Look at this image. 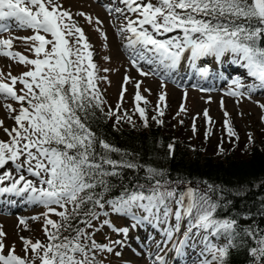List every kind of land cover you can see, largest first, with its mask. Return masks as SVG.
I'll return each instance as SVG.
<instances>
[{"label":"snow or ice","instance_id":"snow-or-ice-1","mask_svg":"<svg viewBox=\"0 0 264 264\" xmlns=\"http://www.w3.org/2000/svg\"><path fill=\"white\" fill-rule=\"evenodd\" d=\"M120 2L124 9H109V12L114 11L125 18L126 23L117 29V35L125 41L123 47L130 51V62L140 76H158L163 88L185 59L190 67L195 68L197 61L204 58L219 63L230 56V63L246 69L247 76L255 83L245 85L241 78H232L225 95L250 98L254 91L264 90V0ZM126 13L134 14L136 19ZM77 15L92 22V18L83 12ZM96 23L101 22L97 19ZM13 28L30 29L33 35L0 38V56L32 67L19 77L9 72L7 79L10 83L0 78V99L20 105L18 110L12 104L4 105L10 114H17L10 117L14 126L10 130L4 128L9 139L0 140V170H3L0 171V196L14 195L24 198L28 204L42 205L47 210L42 213L47 242L20 237L25 253L21 257L16 254L15 246L9 247L3 242L7 233L0 230V264H36V261L39 264H97L95 254L111 253L113 248L98 244L93 239L95 232L88 229H95L93 221L107 215L96 211L97 208L103 210L106 204L114 213L130 216L133 220L155 221L154 227L168 225L161 230L165 245L180 232L181 222L187 220L184 238L179 244L172 245L176 256L184 257L185 249L191 248L195 259H191L190 264H227L229 249L234 246L238 234L237 221L217 219L214 213L219 205L207 193L191 187L179 191L170 188L167 181L156 180L147 193L144 185H138L132 191L125 187L119 196L105 201V194L112 187L108 178L120 177L123 169L139 170L144 166L126 159L127 154L121 149L98 138L84 119L89 108H98L103 101L96 86L98 67L93 61L92 45L84 30L73 21L70 11L63 9L57 0H0V35ZM101 36L104 37V33L101 32ZM14 39L26 44L32 42L31 51L36 59L11 51ZM142 65H147L148 70L145 71ZM198 71L204 76L208 68ZM129 79L125 75L121 101L126 91L124 85ZM17 83L23 85L19 90L16 89ZM140 86L141 82L137 81L133 101L135 111L147 127L146 109L140 106V102L147 105L149 101L141 95ZM166 95L163 91L160 93L157 116L152 117L157 124L162 123L158 116L164 113L159 104L166 101ZM120 106L118 103L117 110ZM259 106L264 110V104ZM180 111H186L183 104ZM108 115H115V112L110 109ZM203 115L206 124L213 123L207 109ZM224 116L227 136H236L227 111ZM125 118L133 123L131 116ZM121 119L116 116V123ZM261 119L264 121V116ZM2 126L3 121H0ZM208 135L206 129V139ZM168 147L171 151L173 145ZM112 153L120 154L121 158L113 159ZM9 165L14 167L15 175L5 170ZM25 171L35 180L28 179L23 174ZM145 171L148 179L161 175L150 167ZM209 190H212L211 185ZM134 209L146 215L138 218ZM50 215L59 219L53 220ZM173 218L175 224H170ZM18 219L27 230L26 220ZM103 226L112 227L108 220L103 221ZM113 230L125 236L128 233L127 228ZM244 234L253 238L258 236L257 246L251 248L249 254L253 257V264H264V235L251 228L244 229ZM221 237L227 240L225 245L212 242L211 238ZM190 240L193 241L191 244ZM113 243L123 242L117 240ZM115 254L121 255L119 252ZM157 259L164 264L162 257Z\"/></svg>","mask_w":264,"mask_h":264},{"label":"rangeland","instance_id":"rangeland-1","mask_svg":"<svg viewBox=\"0 0 264 264\" xmlns=\"http://www.w3.org/2000/svg\"><path fill=\"white\" fill-rule=\"evenodd\" d=\"M62 5L63 9L70 11L73 16V21L84 30L89 43L92 45L93 61L98 67L96 73L98 79L96 80V86L99 89L100 96L102 98L103 109L109 111L110 109L116 114L123 116L124 118L128 114L138 116L139 113L135 111V104L133 97L136 92V82L140 81V92L149 103L147 105L140 102V106L146 109L147 118H152L157 114L158 98L163 91L166 95V101L159 104L160 110H168L169 114L176 116L183 113L180 111L181 104L184 105L187 116L189 128H192L195 118V123H198L200 130L205 133L206 129L209 131V135L213 139H220L223 136L221 129H224V111L229 114L231 126L234 130L244 133V130H248L250 127H261V117L264 116V110L259 105L264 104V90H257L251 94V97L239 96L232 97L225 95L229 91L231 79L239 77L242 83L250 85L255 83L254 79L247 76L246 69L239 67L235 64H231L230 56L223 58L222 62H215L211 58H204L197 61L196 67L189 66V62L185 59L182 61L179 69L173 74V79H167L165 86L161 88V79L158 76H140L136 68L130 67V51H126L123 47L125 41L117 35V29L125 24V18L123 15H119L116 12H109V9L121 8L125 6L120 0H57ZM155 2V0H153ZM83 12L88 17L92 18V22L89 23L85 17L77 15V13ZM132 19H136V16L132 13H126ZM101 23L97 24L96 20ZM100 31H96V29ZM101 32L104 33V37L101 36ZM43 34V33H41ZM33 35L30 29H16L13 28L10 32H4L0 35V38L8 39L11 37H28ZM51 39L50 36L47 37ZM31 43L27 44L20 39L13 40V47L11 51L20 53L28 59H36V56L31 51ZM108 59H105V58ZM32 66L22 65L16 61H13L7 57L0 56V74H3L4 82L10 83V79H7L8 73L12 76L19 77L23 72L28 71ZM145 71L148 70L147 65H142ZM208 68V73L204 76L199 74L200 68ZM104 69H108L107 72ZM127 75L130 79L129 82L124 85L126 91L124 93V99L121 101V86L124 84V77ZM217 75V78H222L223 81L210 87L208 91H202L198 85H194L193 82H203L206 76L212 81V76ZM103 77L104 79H101ZM191 79L192 82L186 84V81ZM23 85L17 83L16 89L19 90ZM206 88V87H203ZM148 89L149 91H144ZM214 90V91H212ZM246 90V89H242ZM185 92L187 96L185 97ZM23 94V93H20ZM221 101H223V109L221 108ZM5 103L12 104L13 108L19 109L20 105L11 101L0 99V121H3V126L0 127V140L6 141L9 139L4 131V128L9 130L14 126L15 122L11 119V116L17 113H9L4 105ZM120 103V108L117 110V104ZM165 103L167 107H165ZM207 109L209 117L213 121L212 124H206L205 117L203 115L204 110ZM137 118V117H136ZM224 137V136H223ZM222 137V138H223ZM5 170H10L15 175L14 167L9 165ZM3 171V170H0ZM28 179L35 180V177L28 176L25 171L23 173ZM7 183V182H6ZM3 197L10 198L14 201L15 209L10 213L6 211L2 213L1 207L4 203ZM173 209L175 204L172 205ZM58 211L60 209H57ZM47 210L39 204H28L24 198L4 195L0 196V230L7 233V236L3 238V242L11 247L15 246L16 254L23 257L25 255L23 251V244L20 237L29 238L32 241L40 240L46 243V236L43 231L44 217L42 213ZM107 215H101L98 220L93 223L95 228L99 229L94 235L98 238L95 241L98 244L108 245L113 248V252L107 251L99 252L97 255L98 260L103 264H161V261L157 257L164 258L167 262H179L182 264H190L191 259H195V255L191 248H186L184 257H177L173 243L179 244V241L184 238L183 233L186 231L187 224L181 223L180 232L175 233L171 242L167 245L163 243L165 237L161 234V230L168 225L160 224L155 236H150L148 229H141V220L136 224H133V219L127 215H121L114 213L113 211H103ZM136 216L146 215L142 211L134 210ZM108 217V221L112 225L103 226V218ZM24 218L27 222V230L25 226L19 224L18 218ZM32 217H37L33 220ZM50 218L55 220V215H50ZM132 221V222H131ZM155 223V221H152ZM148 222V223H152ZM170 224H175V219H171ZM123 229L127 228L128 233L125 236L123 233H117L111 231L112 228ZM195 231V230H194ZM212 239V238H211ZM120 240L122 244H114L113 241ZM193 241L190 240L189 244ZM212 242L217 244V241L212 239ZM159 244V247L157 245ZM199 251V246L195 249ZM119 252L121 255L117 256L115 253ZM177 257V259H175ZM174 259V260H172ZM178 263V264H180ZM167 264V263H166Z\"/></svg>","mask_w":264,"mask_h":264},{"label":"trees","instance_id":"trees-1","mask_svg":"<svg viewBox=\"0 0 264 264\" xmlns=\"http://www.w3.org/2000/svg\"><path fill=\"white\" fill-rule=\"evenodd\" d=\"M87 111L84 119L98 138L121 149L127 154L126 159L144 166L139 170L123 169L120 177L108 178L112 187L105 194V201L119 196L125 187L132 191L136 186L144 185L147 193L156 180L167 181L170 188L179 191L191 187L207 193L219 205L214 213L217 219L237 221L238 234L234 246L229 249L227 264H253L249 250L257 246L258 236L248 237L244 229L251 228L264 235V122L261 127H250L244 133L236 129L233 137H228L225 129H221L223 138L207 136L206 139L205 133L199 131L198 123H195V132L193 126L189 128L186 111L174 116L163 110L164 114L158 116L162 123L147 118V127L139 115H131L133 123L116 113L109 116L102 103ZM116 116L122 117L118 124ZM169 144L173 145L171 151ZM111 155L113 159L121 158L117 153ZM149 167L161 175L148 179L145 168ZM105 209L108 211L111 207L106 204ZM181 223L185 225L187 220ZM95 229L88 231L96 234ZM64 234L68 235L67 232ZM98 238L102 237L93 236L94 240ZM212 239L220 246L227 243L224 237ZM98 254H95L97 264L101 262Z\"/></svg>","mask_w":264,"mask_h":264},{"label":"bare ground","instance_id":"bare-ground-1","mask_svg":"<svg viewBox=\"0 0 264 264\" xmlns=\"http://www.w3.org/2000/svg\"><path fill=\"white\" fill-rule=\"evenodd\" d=\"M203 80H207L208 83H207V82H206V83H205V82L199 83V84H198V87H200V88H203V87H206V88H207V87H210V85H209V84H210V80H209L208 78H205V79H203Z\"/></svg>","mask_w":264,"mask_h":264}]
</instances>
